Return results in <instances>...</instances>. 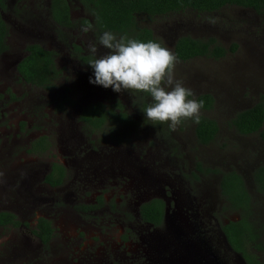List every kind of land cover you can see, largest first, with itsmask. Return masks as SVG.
Here are the masks:
<instances>
[{"label":"flooded vegetation","instance_id":"af4514ba","mask_svg":"<svg viewBox=\"0 0 264 264\" xmlns=\"http://www.w3.org/2000/svg\"><path fill=\"white\" fill-rule=\"evenodd\" d=\"M3 5L4 8L0 9V17L8 28V35L5 37L4 42L7 49L0 53V61L3 60L6 66L5 72H0V79L11 74L14 78L13 81L18 85L25 86L28 91H32L34 94L40 92L44 96L49 95L55 86L50 90L32 87L25 84L16 72V66L26 55V47L37 45L53 54L54 64L61 72L57 81L62 79L63 76L65 77L63 70L66 68L69 75L65 78L73 80L72 85L77 87L76 89L81 93L76 101L70 103L66 95H69L73 90L75 91V88L71 86L62 90L61 95L52 98V100L45 101L42 99L45 101L43 105H41L38 98H35L31 103L34 109V117L38 119L37 122L42 119L41 113L37 115V110L40 111L42 107H45L46 111L49 109V121L54 124V127L58 126V128L66 129L65 135L62 137V143L64 144L61 148L64 151L63 161L53 160L56 144L61 143L60 140H56L55 135L50 136L39 132L26 144L23 154L33 157L34 159H31L33 162L46 156L48 162L45 166L37 163L30 169L27 167V176H25V179L17 180V186L14 190L11 189L10 185H8L10 186L8 189L7 184H2L0 189L2 200L9 196L12 198L10 201L13 202L9 207L14 208L16 202H19V209L23 208V210L12 211L10 208H1L0 210V212L12 213L18 222L17 227L11 225L0 226V233L10 234L1 247L3 248V252L0 253L1 258L8 261V263L18 260V264H82L78 259L77 262L73 261L74 258L68 261L64 258V254L61 256L53 252L56 248L54 246L56 238L54 223L51 217L35 215L41 211L40 204L43 203L41 195L37 194L35 190L43 191L46 198H49L48 201L51 205L54 204L60 212L65 211L62 209L68 200L76 202V207L73 204L71 209L73 208V212L77 214L81 221L86 222L88 215L93 218L97 217V213H103L101 209L104 205H107L109 213H111L110 208L115 210L118 206L116 201H114L115 204H111L109 201L105 203L102 195L97 196L93 201H86V198L82 196L87 187L96 190L99 189L96 186H100L104 190L110 189L111 191L126 187L133 193L134 200L129 206L132 210H129V212L124 210L122 217L131 230L136 227L140 229L138 234L142 243L141 255L145 258V262L148 261L151 264H246L242 255L229 245L222 232L223 226L240 221V213L239 209H235L236 206L230 201V195H222L220 184L222 174L229 176V179H232L231 176L235 174L242 181L249 195V205L253 207L252 210L264 225V196L257 192L253 177V173L257 168L264 167V136L260 134L262 131L264 132V123L260 133L250 135L237 133L240 138L239 144H241V141L252 138L251 142L245 143L246 146H251L257 155L255 156L257 159L253 161L251 167H241L242 162L238 157L237 160L233 159L226 163V166H237L239 163L237 169L225 168L226 166L217 169L212 167L213 165L203 168L200 163H197L194 172L190 173L188 178L181 172L184 171V167L182 162H179L176 153L171 155L164 153L166 148L160 143L156 144L155 142L156 148L149 150L138 147L135 143L129 146L125 140L114 139L112 147L107 145L100 148L93 147L89 142V135L101 132L104 127L93 132L80 121L84 108L92 103H100L104 110H114L116 112L119 111L118 108L121 106L124 112L134 109V112L138 113V117L130 112L125 113L133 122L129 128L135 127L138 123L143 125H147L149 122L160 124L145 119L142 103L131 91H127L129 95H132L129 106H126L121 94L114 92L111 87L105 89L102 86H97L102 93L110 94L112 97L111 102L90 99L92 98V90L90 89L93 83L89 81L94 79V75L93 69L89 66L93 56L88 51V47L90 44H96L98 48L97 56L108 51L98 43L104 31L97 27V10L93 2L87 0H3ZM183 12L195 11L185 10L154 17L146 15H135L134 17L138 27L151 30L154 36L151 27L139 24L137 21L139 18L151 21L156 18L173 16L174 14L182 15ZM197 14L207 15L210 13L195 12L194 15ZM66 15L67 19L65 18ZM255 17L258 16L255 15ZM259 19L260 26L264 27L263 19L260 17ZM88 24L92 25V29L87 33L82 32L81 29ZM189 31L192 30L189 29ZM11 33L16 37H24V40L18 52L9 55L8 45ZM60 55H64L61 60H59ZM9 97L17 102L13 95ZM212 98L215 103V98L213 96ZM262 103L264 104V102ZM127 107L129 108L127 109ZM212 109H200V111L203 112V115H206ZM234 115L231 116V119ZM120 126L127 127L128 125L123 124ZM36 128H34L35 131H40L39 128ZM41 138H46V140L40 143ZM166 139L168 140L167 136L159 137L161 143L166 142ZM195 141L198 143L196 138ZM146 143L148 142L146 141ZM40 144H42V148L45 145V150L41 149ZM50 159L52 160L49 161ZM9 168L7 171H18L17 167L9 166ZM70 171L74 173L71 177ZM52 172L54 179L59 178V184L56 186H52L45 181ZM207 176L212 178L210 181L212 182V190L206 189L208 182L202 180ZM183 179L188 183L187 189ZM75 190L76 193L73 192ZM77 192H80V194H77ZM154 201H160L163 206L161 221L158 225L143 221L140 213L142 206ZM173 207L177 208V212L170 216ZM70 213L72 214V212ZM232 215H236V219H232ZM61 216L62 214L59 218ZM40 219L46 220L52 230L45 243L34 235V232L41 234L38 223ZM262 225L259 228L264 229ZM131 230L126 229V233L131 232ZM133 231H136V229ZM133 231L128 238L123 236L122 240L124 242L128 239L131 240L134 237ZM262 232L261 240L264 241V230ZM107 235V233H103L102 238L110 239ZM251 252L259 264L264 263V252H254V250ZM102 263L121 264V256L115 253L105 254ZM1 264H4V262L1 261Z\"/></svg>","mask_w":264,"mask_h":264},{"label":"rangeland","instance_id":"374dc122","mask_svg":"<svg viewBox=\"0 0 264 264\" xmlns=\"http://www.w3.org/2000/svg\"><path fill=\"white\" fill-rule=\"evenodd\" d=\"M194 14L195 12H183L182 15L174 14L151 21L139 18L137 21L142 26L151 27L154 36L171 52L174 42L180 36H189L199 40L212 38L226 49H230L233 45L236 46L233 53H228L220 60L196 58L187 62H176L174 68L175 80L181 81L185 88L191 90L194 98L204 94H210L215 98L214 108L206 115L200 111V116L212 119L218 124L219 134L217 138L207 146L199 145L194 137L193 120L183 119L175 129L170 128L168 123L153 124L152 122L147 125L138 123L133 128H129V126L104 127L101 132L89 135V142L93 147L100 148L103 145L112 147L114 139L125 140L129 146L135 143L136 146L149 150H154L156 144L160 143L166 148L164 153H169V155L176 153L179 162H182L184 167V171L181 172L187 178L190 173L194 172L197 163H200L203 168L213 165L212 167L218 169L226 166L230 160H237L238 157L242 162L241 167H251L253 161L257 159L255 158L257 155L253 148L246 146L245 143L251 142L252 138L241 141L239 144L240 138L237 132L228 124L234 114L236 115L258 102H264V27L260 26L259 17H255L256 14L254 15L251 10L238 7L223 8L207 15L197 14L195 16ZM10 37L9 55L18 52L24 40V37H16L12 33ZM59 57L61 60L64 55ZM4 66L5 63L1 60L0 72H5L6 66L5 68ZM64 70L63 74L67 77L69 71L66 68ZM65 77L63 76L57 81L54 90L46 96L40 92L34 94L32 91H28L25 86L16 84L11 74L0 79V189L4 183L7 186L10 185L11 189L14 190L17 186L16 183L27 176V167L30 169L37 163L42 166L47 164L46 156L33 162L31 160L34 159L33 157L23 154L26 144L31 138H34L36 133L55 135L56 140H60L61 143L56 144V150L53 152V154L55 153L53 160L63 161L64 151L61 148L64 144L62 137L65 135L66 129L54 127V124L49 121V109L46 111L45 107H42L40 111L37 110V115L41 113L42 116L41 121L37 122L38 119L34 117V109L31 103L35 98H38L43 105L46 100L60 96L62 90L73 86V80H68ZM97 86L92 85L90 89L92 90V98L90 99L111 102L110 94L102 93ZM73 87L75 91L73 90L69 95H66L70 103L76 101L81 93L76 89L77 87ZM119 93L126 106H129L132 95L123 90ZM10 95H13L17 102L11 100ZM128 112L138 117V113L134 112V109L125 111V113ZM130 118L132 117L130 116ZM36 127L40 131H35L34 128ZM162 136L168 137L164 143L159 140V137ZM9 166L17 167L18 171H7L10 169ZM229 167L237 169L239 163L237 166L232 165L225 168ZM69 174L70 177L74 175L72 171ZM211 179V176L202 179L204 182H208L206 189H213ZM183 181L187 189L188 183L184 179ZM96 187L99 189L94 190V188L87 187V190L82 193L86 201H93L97 196L102 195L105 203L109 201L111 204H115L114 201H116L118 206L115 210L110 208L111 213H109L107 205H104L101 209L103 213H97V217H93L95 219L88 215L87 218L85 217L86 222L81 221L73 212V208L71 209L73 204L76 207V202L68 200L62 209L65 211L60 212L54 204L51 205L48 201L49 198H46L43 191L35 190L37 194L41 195L43 201L40 204L41 211L36 209L40 212L35 215L51 217L54 223L56 230L54 246L56 248L53 252L61 256L64 254V258L68 261L74 258L73 261L77 262L78 259L82 264H103L102 259L105 254L110 255L112 253L121 256V264H151L148 261L145 262V258L141 255L142 243L138 234L140 229L136 227V231H133L135 229L131 230L122 217L124 210L128 212L132 210L129 207L134 200L131 190L120 187L118 190L111 191L110 189L104 190L100 186ZM73 192L76 193V190ZM10 199L12 198L8 196L2 200V192L0 191V210L1 208H10L12 211L19 209V202H16V207L14 205V208L9 207L13 203ZM19 210L21 211L23 208ZM174 212H177L176 207L172 208L170 216ZM61 214L62 216L59 218ZM231 218L236 219V215H232ZM126 229L128 231L130 229L131 232L126 233ZM132 231L134 237L124 242L123 236L128 238ZM103 233H107L110 239L102 238ZM9 235L0 233V253L3 252L1 247ZM1 256L0 264L1 261L4 264H18V260L8 263Z\"/></svg>","mask_w":264,"mask_h":264},{"label":"trees","instance_id":"16d2710c","mask_svg":"<svg viewBox=\"0 0 264 264\" xmlns=\"http://www.w3.org/2000/svg\"><path fill=\"white\" fill-rule=\"evenodd\" d=\"M93 2L97 10L96 23L102 31H110L119 36H125L129 39H136L141 42H148L159 39L155 38L152 31L147 28H140L135 22V15H146L148 17L161 16L168 13L192 10L198 13H213L226 7H238L252 10L258 17L264 21V0H87ZM3 0H0V9H3ZM67 19V15L65 17ZM8 35V28L0 17V53L7 49L4 44L5 37ZM162 45V43H161ZM163 46V45H162ZM77 49V48H76ZM236 46L225 49L214 39L196 40L189 36L178 38L173 47V54L178 62H187L194 58H208L218 60L225 57L229 52L233 53ZM25 56L16 66V72L20 79L32 87L45 90L52 89L55 82L60 77V70L54 64L53 54L45 51L37 45L27 46ZM142 103L145 109L151 102V97L147 93L131 91ZM195 99L202 102L203 110H210L213 107L214 100L211 95L204 94ZM120 105V103H118ZM143 109V111H144ZM114 110H104L100 103H92L86 106L81 113L80 121L86 124L89 129L95 132L102 127L132 125L129 117L123 111V107ZM146 119V118H145ZM194 122L195 138L201 145H208L214 141L218 135L217 123L207 117L200 116L199 122ZM264 123V104L256 103L250 109L237 113L229 122L231 128L240 135L257 134L261 132ZM260 134L264 136L262 131ZM46 138H41L43 143ZM42 150V144H40ZM199 167V166H198ZM232 179L222 174L220 188L222 195L229 196L230 201L239 209L240 221L229 223L222 227L229 245L240 253L246 264H259L254 252H264V241L261 240L263 228H259L262 223L257 218L256 213L249 205V195L246 192L242 181L233 174ZM253 177L257 192L264 196V167L257 168ZM59 179V178H58ZM58 179H54L53 172L46 178V182L52 186L59 184ZM162 203L154 201L141 208V217L143 221L158 225L162 216ZM257 218V219H256ZM40 233L34 232L43 243L50 237L52 230L49 223L40 219ZM11 225L18 226V222L12 213L0 212V226ZM264 227V225H262ZM46 236V237H45ZM264 264V263H263Z\"/></svg>","mask_w":264,"mask_h":264},{"label":"clouds","instance_id":"9594fccd","mask_svg":"<svg viewBox=\"0 0 264 264\" xmlns=\"http://www.w3.org/2000/svg\"><path fill=\"white\" fill-rule=\"evenodd\" d=\"M91 29L88 24L81 31L87 33ZM98 43L108 51L97 56V45H89L88 51L93 56L89 66L94 75L90 83L105 89L111 87L117 93L123 90L149 94L152 102L143 113L154 123H168L175 129L183 119L199 122L202 102L181 81L175 80L177 58L167 47L155 40L141 42L118 37L110 31L103 32Z\"/></svg>","mask_w":264,"mask_h":264}]
</instances>
